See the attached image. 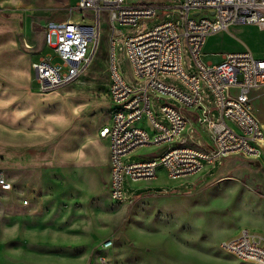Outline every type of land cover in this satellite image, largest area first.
<instances>
[{
  "label": "rangeland",
  "instance_id": "1",
  "mask_svg": "<svg viewBox=\"0 0 264 264\" xmlns=\"http://www.w3.org/2000/svg\"><path fill=\"white\" fill-rule=\"evenodd\" d=\"M78 1L70 0L69 5V0H0V11L17 16L18 25L20 17L28 19L35 33L38 53L34 61H37L49 51L46 47L42 50L46 24L50 20L81 15L75 10ZM179 16L178 11H162L157 17L143 20L136 28L121 27V30L123 36L134 35L163 21L178 20ZM102 23L103 29H107L105 16ZM240 26L244 27L218 36V46L224 53L243 48L264 57V28ZM97 47L78 80L28 97L25 102L27 132L34 130L36 140L41 142L29 151L41 165L47 189L28 197L27 188L15 186V201H22L23 216L39 211L41 207L37 206L41 202L52 209L67 210L72 217L58 229L23 230L21 244H9L2 233L1 206L6 200L1 195L0 264H256L229 255L221 244L245 229L264 236V158L257 160L242 154L217 158L202 172L178 180L169 179L162 171L158 179L126 181L128 191L121 202L110 197L107 141L98 135L110 118L109 37L101 35ZM222 53L203 54L202 59L218 64ZM184 57L186 69L194 72L186 50ZM116 64L130 85H143L134 78L121 36L117 37ZM162 80L187 90L175 77ZM33 88L37 90L36 82ZM201 95L209 118L218 121V112L213 109V99L205 86ZM152 97L154 105L169 102L155 99V93ZM253 103L257 118L264 120V88L256 92ZM185 115L193 119L186 111ZM189 124L190 120L187 129H191ZM133 126L146 128V122ZM176 142L209 150L213 134L203 124ZM166 148L138 149L125 158V163L157 158ZM2 160L6 157L0 156V167ZM55 167L68 173L67 179L65 175L59 176V188L50 190V172ZM10 208L15 211L13 206ZM107 242L111 243L108 249Z\"/></svg>",
  "mask_w": 264,
  "mask_h": 264
},
{
  "label": "built area",
  "instance_id": "2",
  "mask_svg": "<svg viewBox=\"0 0 264 264\" xmlns=\"http://www.w3.org/2000/svg\"><path fill=\"white\" fill-rule=\"evenodd\" d=\"M75 10L93 12L94 25L50 20L44 28L45 47L49 51L31 64L33 81L42 94L78 80L92 61L105 16L110 44L111 109L109 121L98 135L107 141L109 190L114 201L125 199L126 181L158 179L162 171L169 179H183L202 172L215 159L230 155L264 158V132L253 105V93L264 88V57L246 49L222 53L218 64L202 59L209 36L233 25L264 28V0H183L182 4L177 0H79ZM169 10L178 11L179 19L123 36L121 27L136 28L143 20ZM119 36L135 80L143 82L141 87L130 85L117 67ZM185 50L194 72L186 69ZM168 76L178 79L187 90L162 80ZM203 86L213 99L218 121L209 118L201 95ZM152 93L155 99L175 100L180 107L164 102L154 112ZM185 111L200 126L204 124L212 131L209 150L177 144L187 128ZM143 121L146 128L133 126ZM151 147L167 148L152 160L125 163V158L136 150ZM0 195L10 199L15 196V186L1 168ZM110 246L111 243L105 244L107 249ZM221 248L239 260L264 264V236L247 229L224 241Z\"/></svg>",
  "mask_w": 264,
  "mask_h": 264
},
{
  "label": "crops",
  "instance_id": "3",
  "mask_svg": "<svg viewBox=\"0 0 264 264\" xmlns=\"http://www.w3.org/2000/svg\"><path fill=\"white\" fill-rule=\"evenodd\" d=\"M82 18L85 20H82ZM17 19H19L17 16L0 11V156L6 157V160L1 161L0 168L11 178L14 186L17 188L18 186L27 188V196L30 194L28 197H31L36 192L39 194L41 191L47 189V182L42 179L41 165L36 162L37 158L29 151L30 149H36L41 142L39 139L36 140V132L34 130L33 132H27L24 114L27 98L40 94L33 88L34 81L31 69V64L35 62L34 55L38 51H35V33L31 30L28 19L20 17V25H18ZM60 20L74 23L83 21L82 23L88 25H94L95 23L93 12H85L81 13V15L75 14L70 19ZM102 26L103 23L100 26L99 41L101 40V35L109 37L108 27L107 29H103ZM245 26H248L250 29L256 28L254 25L247 24ZM236 27L244 26L233 25L228 30ZM226 31L207 38L202 51L205 56L223 52L218 46L216 38L225 34ZM44 48L45 44H42V50ZM241 49L240 51L246 50ZM176 86L181 88L179 85ZM255 94L256 92L253 93V97ZM169 103L180 107V104L175 100L169 99ZM159 106L160 104L154 105V112L158 111ZM183 114L186 117L185 112ZM186 119L187 124L188 120H190L189 126H191V129L186 128L187 130H184L185 135L182 134L181 138H185L191 130L200 126L199 121L195 118ZM147 129L149 128L147 127ZM206 137L208 136L205 135V139ZM152 159L147 158L144 160ZM208 166L210 165L206 167ZM51 171L49 189L57 190L60 186L59 176L65 175L67 179L68 173L64 174L60 172L62 170H59L57 167ZM2 196L4 197L2 200H6L1 206L2 233L9 244H21L23 230L34 231V229H41L50 231L58 229L65 225L67 219L72 217L71 213L67 210L52 209L46 203L41 204V202L37 206V208L41 207L39 211H34L31 214L23 216L21 214V211L24 212L22 201L19 199L15 201L16 196H14V199H10L7 195ZM11 206H13L14 212L11 210ZM68 213H70V216H68Z\"/></svg>",
  "mask_w": 264,
  "mask_h": 264
},
{
  "label": "bare ground",
  "instance_id": "4",
  "mask_svg": "<svg viewBox=\"0 0 264 264\" xmlns=\"http://www.w3.org/2000/svg\"><path fill=\"white\" fill-rule=\"evenodd\" d=\"M82 20H83V18H82ZM83 22V21H82ZM82 22H78V23H82ZM99 44H100V41H99V43H98V46H99ZM97 50H98V47H97ZM97 50H96V52H97ZM259 120V123H260V125H261V128H262V130H263V132H264V120H260V118L258 119ZM183 135H185V131L183 132ZM210 166H211V164H210ZM105 201V200H104ZM103 201V202H104ZM234 201V200H233ZM109 205V204H108ZM247 261H250V260H247ZM251 262V261H250Z\"/></svg>",
  "mask_w": 264,
  "mask_h": 264
}]
</instances>
